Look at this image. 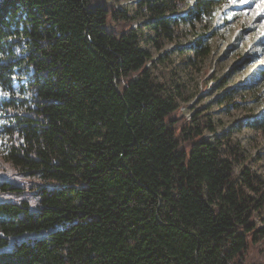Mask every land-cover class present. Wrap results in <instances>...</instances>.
I'll list each match as a JSON object with an SVG mask.
<instances>
[{
  "label": "trees",
  "instance_id": "16d2710c",
  "mask_svg": "<svg viewBox=\"0 0 264 264\" xmlns=\"http://www.w3.org/2000/svg\"><path fill=\"white\" fill-rule=\"evenodd\" d=\"M116 1L0 0V264H264V176L205 138L208 113L180 104L195 92L142 45L144 26L165 67V41L216 27L224 0Z\"/></svg>",
  "mask_w": 264,
  "mask_h": 264
},
{
  "label": "rangeland",
  "instance_id": "374dc122",
  "mask_svg": "<svg viewBox=\"0 0 264 264\" xmlns=\"http://www.w3.org/2000/svg\"><path fill=\"white\" fill-rule=\"evenodd\" d=\"M136 3L137 0H120L115 5L133 12ZM216 20L217 25L213 28L182 23L183 35L165 41L163 51H167L168 62L163 68L158 58L162 51L152 40L154 33L144 26L141 27L142 45L151 50L159 70L170 71L173 77L195 92L190 101H180V104L187 118L196 109L208 113L216 130L207 131L205 138L221 140L224 148L226 138L237 140L249 159L248 164L255 165L257 172L264 176V131L245 123L264 113V82L259 78V71L264 68V0L243 3L241 0H224ZM139 21L138 18L133 21L134 27L139 28ZM200 34H204L203 40L211 51L204 59L195 60L188 48ZM13 88L15 93L27 95L28 79L24 71L17 74ZM9 95V91L0 88V97ZM228 96L230 100L225 101ZM1 121L0 116V149L5 152L8 141ZM253 254L258 255L256 250L252 251L247 264H263L251 259Z\"/></svg>",
  "mask_w": 264,
  "mask_h": 264
},
{
  "label": "snow or ice",
  "instance_id": "6c2138e0",
  "mask_svg": "<svg viewBox=\"0 0 264 264\" xmlns=\"http://www.w3.org/2000/svg\"><path fill=\"white\" fill-rule=\"evenodd\" d=\"M241 2L243 3V2H247V0H241Z\"/></svg>",
  "mask_w": 264,
  "mask_h": 264
}]
</instances>
